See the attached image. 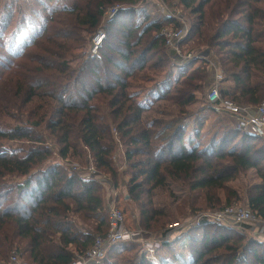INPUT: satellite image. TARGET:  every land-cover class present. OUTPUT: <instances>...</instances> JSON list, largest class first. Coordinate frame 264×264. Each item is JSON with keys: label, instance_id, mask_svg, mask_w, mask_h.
<instances>
[{"label": "trees", "instance_id": "1", "mask_svg": "<svg viewBox=\"0 0 264 264\" xmlns=\"http://www.w3.org/2000/svg\"><path fill=\"white\" fill-rule=\"evenodd\" d=\"M163 1L176 9L175 0ZM143 2L0 0V264H9L14 251L28 264H71L107 233V190L97 174L86 176L92 161L84 151L86 122L100 136L94 162L100 175L113 177L116 157H122L129 167L127 201L138 205V219L148 222L145 229L155 238L163 240L165 229L179 220L153 205L161 188H180L183 199L188 192L182 213L243 202L264 222V171L253 158L264 154V137L226 120L209 126L204 115L212 112L207 96L213 64L223 98L242 106L264 99V0H178L192 19L184 41L191 43L188 52L208 55L186 68L174 61L150 91L159 95L149 106L139 102L141 91H132L137 70L129 67L152 52L136 48L144 24L157 23L145 13L137 21ZM114 6L119 13L108 19ZM100 30L106 38L92 55ZM168 50L171 61L175 54ZM46 135L57 138L59 160H52ZM253 169L262 181L243 193L236 183ZM176 243L183 250L171 247ZM162 244L170 250L158 253L159 263L137 244L111 250L138 248L132 260L119 264H264V241L238 227H188ZM107 258L103 264H110Z\"/></svg>", "mask_w": 264, "mask_h": 264}, {"label": "built area", "instance_id": "2", "mask_svg": "<svg viewBox=\"0 0 264 264\" xmlns=\"http://www.w3.org/2000/svg\"><path fill=\"white\" fill-rule=\"evenodd\" d=\"M118 13L119 6L109 8L107 18L112 19ZM164 13L169 18L179 20L178 23L180 24V28L163 27L160 32L164 45L175 54L176 65L179 68H186L192 61L200 62L207 58L206 55L196 56L184 49L183 45L189 33V26L178 19V15L170 11V9L167 8ZM105 38V31L100 30L97 32L92 42L93 54H99ZM212 69L215 80L207 96L212 112L219 116L229 117L233 120L237 129L250 136L264 137V99L258 106H242L232 100L223 98L220 90L222 77L218 66L213 64ZM96 174L108 189L106 210L109 229L104 236L96 237L91 249L84 254L78 255L71 264H103L109 251L116 245L121 244H137L147 258L155 257L163 248V240L172 241L183 232L187 225L189 227H203L209 224H219L229 227H241L246 224L260 222L250 209L236 203L222 210L200 212L197 214L196 219L190 223L177 222L171 224L165 229L163 240L152 238L146 229H132L129 227L126 215L119 208L117 202L119 191L113 181V177L100 175L98 167L91 161L87 167L86 176L91 178ZM10 260L12 264H28L22 261L15 251L12 253Z\"/></svg>", "mask_w": 264, "mask_h": 264}, {"label": "rangeland", "instance_id": "3", "mask_svg": "<svg viewBox=\"0 0 264 264\" xmlns=\"http://www.w3.org/2000/svg\"><path fill=\"white\" fill-rule=\"evenodd\" d=\"M175 5H177L176 9L173 8H169V2H164L163 0H144L143 2V6L140 7V12L138 13L137 16V21L138 19H144L145 15H142V13H145L146 16H149L151 18V21L156 20L155 25L156 26H152L153 22H147L144 24V29L141 32V35L138 39L136 48H138L140 51H144L146 49H151V53L146 56L145 58H143V56H140V59L136 62H132L129 67L131 66V69L136 71V77L134 79H132L133 84H136L138 86H136L137 88L135 90L132 91H141V96H140V100L139 102L144 105V106H149L152 105L154 103H156V98H154L155 96L159 95V94H150V91L153 89V87L160 82L164 77H166V75L168 74L169 70H171V67H173V63L174 61H176V57L174 55H172L170 57L171 61L167 60V52H169V50L166 48V46L164 45L162 38L160 36V32H161V28L163 27H172V28H180V24L178 23L179 20L175 19V23H166L163 21V19H165L167 17V14L164 13V10H166L167 8L170 9V11L172 10L173 13H176L178 15V19L182 20L185 22V24H187L190 27V24L192 23V19L189 15L188 11H185L183 9L182 6H180L178 4V0L174 1ZM184 49L191 50V43L190 42H185V44L183 45ZM91 52H92V42H91ZM93 55V52H92ZM95 55V54H94ZM97 55V54H96ZM156 55V56H154ZM163 63H161L160 61ZM159 62L161 65H163V68H159L158 70H153L151 67L155 64ZM145 65H147V68L145 70H140V67H144ZM199 64H195L193 65L189 71H191L192 69H195ZM141 71V72H139ZM176 72V77L178 75V72ZM210 90V87H209ZM150 95V96H149ZM200 105H196L194 106L192 109L196 110ZM70 113H79V111L81 110H75V109H69L68 110ZM82 113V112H81ZM205 117L210 116L209 121H208V125L210 126L213 122H216L218 120H226L227 122L231 123L233 126L235 125L233 123V120L230 119L229 117L226 116H219L214 114L211 111H207L204 113ZM236 127V126H235ZM84 130H83V134H85L84 137V145L86 147V153H87V162L90 158H92L93 163L95 161H97L99 159L98 156V142L100 139V136L97 135L95 129L93 128V125L90 123H85L84 126ZM48 142H49V147L53 150V152L55 153V155H53L52 160H59L60 157L57 155L58 154V148H60L58 146L57 143V138L55 136L52 135H46ZM251 142V141H250ZM262 143V141H258L256 148L258 146H260ZM242 144L243 146L247 145L246 140H242ZM250 144V143H249ZM252 144V143H251ZM255 145V144H254ZM253 150H255V148H252ZM57 153V154H56ZM264 154H257V155H253V158L255 160H257L260 163V167L262 168V170L264 171ZM117 164H118V171L115 172L114 176H113V181L115 182V185L119 191V195H118V205L119 208L121 210H123L126 214V218L128 221V225L130 228L135 229V228H140V229H145L148 226V222H141L138 219V205L133 201V202H128L127 198H128V194H129V190H128V181H129V176L127 175L128 171H129V167L127 165H124L122 157L121 156H117ZM76 163L78 164H82V165H86L87 163H85V161L80 162V161H76ZM80 164V165H81ZM97 167V166H96ZM261 178H259L258 174H257V170L253 169L248 171L245 175H243L241 177V179L236 183V186H239V188L242 190V192H245L246 187L252 186V185H257L260 184L261 182ZM127 184V187H126ZM103 190V189H102ZM105 193V192H104ZM171 193L175 194V195H180V196H171ZM185 198L183 199V194H182V190L180 188H176V187H172L171 190H168L166 188H161L159 191H156L155 196L153 198V205L155 207H159L160 208H164L166 210V212L169 214V217L171 218L170 220H177L175 222H182V223H190L191 221L195 220L197 217V214L199 213H188V209L185 208L184 212H180V210L182 209L184 203L182 202L187 200V195L188 192L185 190ZM200 195V194H199ZM107 197V194H106ZM199 198L196 199L195 202H199L198 201ZM106 202V201H105ZM241 204H243L242 206L246 205L245 203L241 202ZM203 212V211H201ZM192 214V215H190ZM173 216V217H172ZM186 216V217H185ZM174 222V223H175ZM247 226H249L251 228L252 224H248ZM189 225H187L185 228H188ZM246 231L247 233H249L251 235V233L245 228V227H238V230H243ZM148 233L151 234L152 238H155V234L152 233L151 231ZM171 247H173V249H177V250H183L182 245H180L179 243H176L174 245H172ZM170 249H166L165 251H161V253L159 254H163L165 255L167 253V251H169ZM138 248L136 247V250L128 253L125 250H123L122 248H117V250H111L108 258H107V263L110 264H119V263H125L124 260L129 261L132 260L137 254H138ZM13 253V252H12ZM12 255V254H11ZM162 255V256H163ZM11 257V256H10ZM161 257V256H160ZM160 257L158 258V254L155 257H149V259H154L155 263H159ZM155 258H158L155 259ZM9 264H12L11 260L9 262Z\"/></svg>", "mask_w": 264, "mask_h": 264}, {"label": "crops", "instance_id": "4", "mask_svg": "<svg viewBox=\"0 0 264 264\" xmlns=\"http://www.w3.org/2000/svg\"><path fill=\"white\" fill-rule=\"evenodd\" d=\"M166 18H168V17H166ZM212 72H213L211 74V76L213 75L212 76L213 77L212 83H214V80H215L214 71L212 70ZM107 192H108V189H107ZM105 201H106L105 203H107V200H105ZM247 225L248 224L243 225L242 227H245L251 233V235L256 237L257 239H259V241H264V222H261V221L259 222L258 221L256 223H253L251 228L249 226H247ZM166 249H167V247H164L161 251H165L166 252ZM161 251H160V253H161Z\"/></svg>", "mask_w": 264, "mask_h": 264}, {"label": "water", "instance_id": "5", "mask_svg": "<svg viewBox=\"0 0 264 264\" xmlns=\"http://www.w3.org/2000/svg\"><path fill=\"white\" fill-rule=\"evenodd\" d=\"M205 55H208V53H206Z\"/></svg>", "mask_w": 264, "mask_h": 264}]
</instances>
